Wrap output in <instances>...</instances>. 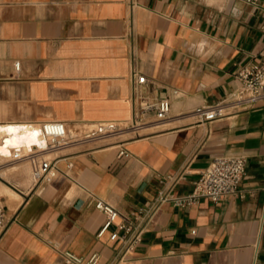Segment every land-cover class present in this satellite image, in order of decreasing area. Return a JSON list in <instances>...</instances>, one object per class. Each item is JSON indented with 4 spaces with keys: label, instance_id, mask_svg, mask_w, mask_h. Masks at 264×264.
Instances as JSON below:
<instances>
[{
    "label": "crops",
    "instance_id": "crops-1",
    "mask_svg": "<svg viewBox=\"0 0 264 264\" xmlns=\"http://www.w3.org/2000/svg\"><path fill=\"white\" fill-rule=\"evenodd\" d=\"M263 56L264 0H0V139L11 125L39 143L40 123L56 120L70 140L44 155L58 172L49 182L34 161L1 154L0 182L16 192L0 194V264H66L63 251L83 264L94 253L96 264H264V100L212 122L191 113L231 97L238 69ZM135 73L150 97L170 96L168 119L133 127ZM237 155V194L164 203L131 250L115 224L99 236L96 199L133 214L167 188L162 178L185 169L174 192L188 193L215 158ZM21 162L30 170L3 176Z\"/></svg>",
    "mask_w": 264,
    "mask_h": 264
},
{
    "label": "built area",
    "instance_id": "built-area-1",
    "mask_svg": "<svg viewBox=\"0 0 264 264\" xmlns=\"http://www.w3.org/2000/svg\"><path fill=\"white\" fill-rule=\"evenodd\" d=\"M15 66L19 69L20 62L17 61ZM134 75L137 94L133 127L158 124L168 119L171 112L170 96L162 94L150 97L143 91V87L150 80L143 74L135 73ZM236 76L240 81V86L231 97L212 105L197 107L191 112L198 117L200 122L206 123L221 119L227 116L230 110L247 109L264 100V56L260 60L242 65ZM172 93L178 95L179 92L174 89ZM10 126L3 127L2 131H7L9 135L8 127ZM15 128L19 129L17 126ZM40 130L39 143L11 145L8 146V152H3L1 149L6 146V140L10 135L0 139V157L3 154L5 158L7 157V162L10 163L21 161L24 158L34 161L36 163L33 168L34 178L37 181L46 180L49 182L58 176V172L52 159L45 158L44 155L69 144L68 128L63 121L46 120L40 123ZM118 155L129 157L130 153L125 148H121ZM2 168L0 163V177ZM246 168L247 159L245 156L217 157L194 181L192 191L184 194H175L174 186L185 178V169L175 175L164 177L160 181L167 188L161 190L151 204L141 205L133 214H123L110 203L96 199L95 207L103 211L107 217L99 236H102L115 224L113 236L127 244L126 250H131L142 240L143 228L140 222L150 217L159 206L164 203H172L178 207H186L198 203L203 198L218 202L226 195L237 194L246 176ZM7 223V206L0 196V230H3ZM61 256L66 264H83L85 262L84 257L72 251H63ZM98 259V253H94L86 263L96 264Z\"/></svg>",
    "mask_w": 264,
    "mask_h": 264
},
{
    "label": "rangeland",
    "instance_id": "rangeland-1",
    "mask_svg": "<svg viewBox=\"0 0 264 264\" xmlns=\"http://www.w3.org/2000/svg\"><path fill=\"white\" fill-rule=\"evenodd\" d=\"M86 127H88V129H91L92 128V127H89V126H86ZM14 165L16 166L15 168H13ZM21 165H23V166L21 167ZM24 165H26V166H24ZM26 167H28V170H30V166H29V164L27 162H21L20 165H18L17 163L11 164V165L7 166L6 168H4L3 176L4 177H7L8 174L11 173V172H13V171H17V173H20L21 174L22 172L26 171V169H27ZM9 177L10 176H8L7 178L10 179ZM8 190L9 191L11 190V192H13V193L16 192L13 189H11L9 186H7L6 184H4L3 182H0V194L1 193H4V192H7V193L10 194V192ZM12 200H15V199H12Z\"/></svg>",
    "mask_w": 264,
    "mask_h": 264
},
{
    "label": "bare ground",
    "instance_id": "bare-ground-1",
    "mask_svg": "<svg viewBox=\"0 0 264 264\" xmlns=\"http://www.w3.org/2000/svg\"><path fill=\"white\" fill-rule=\"evenodd\" d=\"M20 128H21V126H20ZM8 132L10 133V136L6 141V146L1 149V151H3V152H8V146H11L12 144L20 143V142L26 143V142H28V140H30V139H28V137L20 136L18 129H16L15 127H12V126L8 127ZM28 134L31 135V133H28Z\"/></svg>",
    "mask_w": 264,
    "mask_h": 264
},
{
    "label": "water",
    "instance_id": "water-1",
    "mask_svg": "<svg viewBox=\"0 0 264 264\" xmlns=\"http://www.w3.org/2000/svg\"><path fill=\"white\" fill-rule=\"evenodd\" d=\"M7 141V140H6ZM18 143L12 144V145H17Z\"/></svg>",
    "mask_w": 264,
    "mask_h": 264
}]
</instances>
